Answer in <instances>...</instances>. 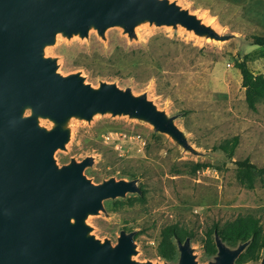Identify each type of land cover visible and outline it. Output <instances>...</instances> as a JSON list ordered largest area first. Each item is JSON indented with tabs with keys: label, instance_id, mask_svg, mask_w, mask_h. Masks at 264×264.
Wrapping results in <instances>:
<instances>
[{
	"label": "rangeland",
	"instance_id": "rangeland-1",
	"mask_svg": "<svg viewBox=\"0 0 264 264\" xmlns=\"http://www.w3.org/2000/svg\"><path fill=\"white\" fill-rule=\"evenodd\" d=\"M175 1L213 21L208 24L219 34L232 36L215 40L181 25L143 22L135 26L132 38L117 25L107 27L103 38L94 28L85 37L57 33L44 54L56 57L57 72L79 71L92 86L103 80L146 91L158 108L176 115V125L196 152L184 150L142 120L96 113L89 121L70 119L69 140L65 149L55 150L54 158L62 165L71 158L93 156L83 173L94 183L110 177L138 179L140 194L105 199L104 210L87 216L96 238L115 244L121 229L133 231L132 258L163 264L166 260L157 253L160 231L176 222L192 232L195 260L206 264L213 256L205 253L202 240L214 222L253 213L264 228V176L248 188L238 182L235 163L248 157L264 166V98L254 109L247 105L234 65L244 59L252 73L264 75V54L250 39L252 34H264V0ZM40 124L52 123L41 119ZM234 135L239 142L231 157L214 148ZM195 162L207 166L192 172ZM114 201L120 203L115 206ZM177 259L178 251L169 262L177 264Z\"/></svg>",
	"mask_w": 264,
	"mask_h": 264
},
{
	"label": "water",
	"instance_id": "water-1",
	"mask_svg": "<svg viewBox=\"0 0 264 264\" xmlns=\"http://www.w3.org/2000/svg\"><path fill=\"white\" fill-rule=\"evenodd\" d=\"M143 22L181 25L215 40L232 36L175 0H0V264H159L132 258L133 231L121 229L112 244L86 223L104 210L105 199L140 194L138 179L94 183L83 173L93 156L58 165L54 152L65 149L72 117L89 121L96 113L142 120L184 150H196L176 115L158 108L146 91L103 80L92 86L79 71L60 74L56 57L44 54L57 33L85 37L94 28L103 38L117 25L132 38ZM175 242L177 264H198L189 236ZM214 242L216 253L206 264H235L249 240L231 248L214 232ZM257 264H264V250Z\"/></svg>",
	"mask_w": 264,
	"mask_h": 264
},
{
	"label": "trees",
	"instance_id": "trees-1",
	"mask_svg": "<svg viewBox=\"0 0 264 264\" xmlns=\"http://www.w3.org/2000/svg\"><path fill=\"white\" fill-rule=\"evenodd\" d=\"M250 39L253 44L258 45L264 54V34H252ZM235 67L240 71L241 84L245 88V100L247 105L254 109L256 102L264 98V75L254 74L246 64L244 59L236 60ZM239 142L237 135L223 140L215 149L221 150L226 156L231 157ZM236 178L238 182L248 188H252L256 179H263L264 166L258 167L248 157L235 161ZM207 166L205 163L195 162L191 166V171ZM142 189V188H141ZM138 200L142 201L143 196ZM132 200H128L131 204ZM115 206L120 202L114 201ZM214 232H216L223 242L231 248L236 247L240 242L249 240L246 248L235 259L236 264H245L247 262H258L261 258V251L264 250V228L260 219L253 213H239L234 218L225 220L222 223L214 222L204 230L203 247L208 255L214 256L216 246L214 242ZM186 236L192 237V232L186 230L184 226L178 223H169L164 225L160 231V239L157 245L158 255L166 260H173L177 255V245L175 239L184 240ZM136 238V234L133 235Z\"/></svg>",
	"mask_w": 264,
	"mask_h": 264
},
{
	"label": "bare ground",
	"instance_id": "bare-ground-1",
	"mask_svg": "<svg viewBox=\"0 0 264 264\" xmlns=\"http://www.w3.org/2000/svg\"><path fill=\"white\" fill-rule=\"evenodd\" d=\"M204 15V14H203ZM199 17L204 21V22H206V23H211L212 24V22L211 21H209V20H207V18H205V17H202V15L200 16L199 15ZM214 25V24H213ZM215 26V25H214ZM216 27V26H215ZM217 28V27H216Z\"/></svg>",
	"mask_w": 264,
	"mask_h": 264
}]
</instances>
